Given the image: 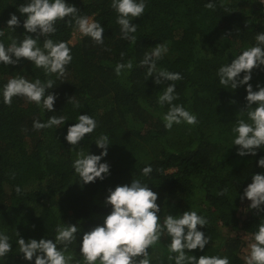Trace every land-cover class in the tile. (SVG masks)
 Listing matches in <instances>:
<instances>
[{
    "label": "trees",
    "instance_id": "trees-1",
    "mask_svg": "<svg viewBox=\"0 0 264 264\" xmlns=\"http://www.w3.org/2000/svg\"><path fill=\"white\" fill-rule=\"evenodd\" d=\"M23 2L0 0V41L5 44L10 38H23V18L18 12ZM69 2L79 14L92 16L104 26L102 45L84 36L71 42L74 24L58 20L51 38L66 41L72 55L62 79L55 74L45 76L43 69L31 67L25 59L17 65L0 64V84L23 67L29 79H53L49 91L57 95L54 113L19 96L8 105L0 102V231L13 243L0 264H30L16 254V231L25 240L51 238L58 223L78 224L79 241L82 232L102 223L110 210L104 203L107 189L133 178L149 183L158 194L161 216L191 207L207 218L201 230L210 237L209 244L192 254L228 256L230 264H244L251 233L264 210L247 209L250 201H241L239 194L251 182L252 173L264 172L256 164L264 152L240 157L238 146H231L230 130L236 116H241L238 112L246 107L245 91L243 87H221L215 73L220 64L231 62L234 54L253 45L257 32L264 31V4L259 0H211L214 7L207 8L209 0H146L144 14L133 18L136 39L130 41L121 36L111 0ZM12 13L21 20L15 31L6 25ZM157 43L168 48V56L157 61V68L182 76L164 84L175 83L178 99L173 103L196 115L193 125L182 122L170 129L163 125L161 115L168 106L157 103L163 85L155 84L139 63ZM129 60L132 69L117 76L116 63ZM257 82L264 84V70H253L249 83L255 88ZM78 114L93 116L97 127L85 134L76 150L99 154L101 149L93 141L99 134L108 135L111 143L102 158L110 165V175L94 183L78 181L71 166L74 146L64 139L67 126ZM51 115H64L69 121L57 129H33V120L46 121ZM148 164L152 172L143 176L140 169ZM225 188L226 194L217 195ZM168 239L162 235L149 246L152 264H173L167 259ZM76 247L73 242L68 251L75 253ZM76 258L78 248L70 264Z\"/></svg>",
    "mask_w": 264,
    "mask_h": 264
},
{
    "label": "clouds",
    "instance_id": "clouds-1",
    "mask_svg": "<svg viewBox=\"0 0 264 264\" xmlns=\"http://www.w3.org/2000/svg\"><path fill=\"white\" fill-rule=\"evenodd\" d=\"M111 7L116 13L115 22L119 25L122 38L135 41L133 34L137 24L133 18L144 14L146 0H111ZM205 7L212 8L214 5L209 0ZM18 12L23 18L25 33L22 39L10 38L7 44L0 41V64L17 65L21 59H25L31 67L34 65L43 69L45 76L55 74L57 79H62L66 66L72 61V55L66 41L51 38V34L57 31L58 20L66 24L73 23L81 36L89 37L98 45L104 42V26L87 15L79 14V9L69 0H24L18 6ZM66 17L70 20H65ZM6 25L15 31V26H21V20L12 13ZM32 33L36 35H29ZM0 35H3L2 31ZM40 37L44 39L41 41ZM254 40L253 45L234 54L231 62L220 64L215 73L221 87L231 90L243 87L245 91L246 107L238 112L241 116H236L230 130L231 146H238L236 153L240 157H255L258 150L264 152V84L257 82L254 88L249 83L254 69L264 70V31L257 32ZM167 51L166 44L157 43L144 53L140 66L145 67L146 74L153 77L155 84L163 85L157 103L161 107L168 106L167 111L161 115L165 129L182 122L193 125L197 123L196 115L182 104L173 103L178 99L175 83L164 84L165 81L181 80V74L157 68V61ZM132 67L131 60L117 62L114 72L119 76ZM15 72V75L0 84V102L8 105L12 103L13 97L19 96L29 103L34 102L42 111L54 113L57 95L49 91L54 87V80L29 79L23 67ZM69 100H72V96L68 97L67 102ZM73 103L78 109L81 108L78 101ZM245 113L246 118H242ZM66 121L69 119L64 115H51L46 121L33 120L32 127L57 129ZM72 121L75 122L67 126L64 139L74 146L71 148L74 150L71 162L74 174L82 184L105 179L110 175L109 163L102 162L111 144L108 135L99 134L93 140L96 147L101 149L99 154L76 150L80 141L85 139V134H91L96 129L97 121L89 114H78ZM256 164L264 168V155L258 157ZM140 172L148 176L152 166L145 165ZM148 185L141 179L133 178L130 183L108 188L104 203L110 210L104 215L102 223L82 232L79 241L78 224L58 223L54 237L51 238L44 235L39 239L25 240L16 231V254H21L22 259L30 264H70L78 248L79 259L76 258L75 264H152L149 246L155 245L166 234L169 238L167 259L173 264H230L228 256L209 255L206 252L199 256L192 254V250L203 251L205 245L209 244L210 237L201 230L207 218L191 207L183 212L161 216V207L156 202L158 194ZM15 191L20 193V187L16 186ZM226 192L227 188L217 195ZM239 196L241 201H250L247 209L264 210V172L252 173L251 182L243 187ZM254 228L247 254L243 257L244 264H264V216L260 217ZM73 242L77 244L75 253L68 251L69 244ZM12 249L9 235L0 231V258L7 257Z\"/></svg>",
    "mask_w": 264,
    "mask_h": 264
},
{
    "label": "rangeland",
    "instance_id": "rangeland-1",
    "mask_svg": "<svg viewBox=\"0 0 264 264\" xmlns=\"http://www.w3.org/2000/svg\"><path fill=\"white\" fill-rule=\"evenodd\" d=\"M89 17L92 18V16H89ZM79 36H81V34H80L78 31H75V32H74V37L71 38V42H72V40H74V38H77V37H79ZM163 56H168L167 52H166ZM247 201H248V200H247ZM244 253H246V252H244Z\"/></svg>",
    "mask_w": 264,
    "mask_h": 264
},
{
    "label": "built area",
    "instance_id": "built-area-1",
    "mask_svg": "<svg viewBox=\"0 0 264 264\" xmlns=\"http://www.w3.org/2000/svg\"><path fill=\"white\" fill-rule=\"evenodd\" d=\"M262 4H264V0H259Z\"/></svg>",
    "mask_w": 264,
    "mask_h": 264
}]
</instances>
